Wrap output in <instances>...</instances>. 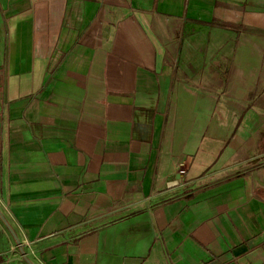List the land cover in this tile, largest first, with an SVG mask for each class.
Returning a JSON list of instances; mask_svg holds the SVG:
<instances>
[{
    "label": "crops",
    "instance_id": "obj_1",
    "mask_svg": "<svg viewBox=\"0 0 264 264\" xmlns=\"http://www.w3.org/2000/svg\"><path fill=\"white\" fill-rule=\"evenodd\" d=\"M0 212V264H264V0H0Z\"/></svg>",
    "mask_w": 264,
    "mask_h": 264
},
{
    "label": "water",
    "instance_id": "obj_2",
    "mask_svg": "<svg viewBox=\"0 0 264 264\" xmlns=\"http://www.w3.org/2000/svg\"><path fill=\"white\" fill-rule=\"evenodd\" d=\"M0 215L4 218V220H6L5 217L2 215L1 212H0ZM15 237H16L17 243H18L19 246L21 247V250H22V253H23L24 256H25V259H26L30 264H33V263L29 260V258H28V256H27V254L25 253V251L23 250L22 245H21V241L18 239V237H17L16 235H15Z\"/></svg>",
    "mask_w": 264,
    "mask_h": 264
},
{
    "label": "built area",
    "instance_id": "obj_3",
    "mask_svg": "<svg viewBox=\"0 0 264 264\" xmlns=\"http://www.w3.org/2000/svg\"><path fill=\"white\" fill-rule=\"evenodd\" d=\"M36 1H43V0H36ZM182 172H184V170H182ZM171 182V181H170ZM172 184H176V181H172Z\"/></svg>",
    "mask_w": 264,
    "mask_h": 264
},
{
    "label": "rangeland",
    "instance_id": "obj_4",
    "mask_svg": "<svg viewBox=\"0 0 264 264\" xmlns=\"http://www.w3.org/2000/svg\"><path fill=\"white\" fill-rule=\"evenodd\" d=\"M12 248H14V249H15V251H16V250H18V248H17L16 246H15V247H12ZM10 253H12V252H10ZM14 253H15V252H14Z\"/></svg>",
    "mask_w": 264,
    "mask_h": 264
}]
</instances>
